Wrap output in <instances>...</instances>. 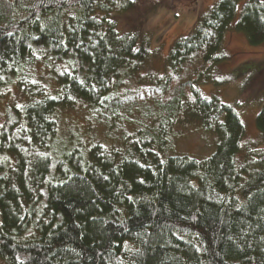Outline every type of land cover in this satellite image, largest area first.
<instances>
[{"label": "trees", "instance_id": "1", "mask_svg": "<svg viewBox=\"0 0 264 264\" xmlns=\"http://www.w3.org/2000/svg\"><path fill=\"white\" fill-rule=\"evenodd\" d=\"M138 1L0 0V264H264V145L200 86L227 29L264 42V0L234 21L239 0L213 1L144 85L148 38L116 28ZM78 104L120 141L92 132L54 158L59 113ZM186 125L214 135L208 155L175 152ZM255 125L264 140V105Z\"/></svg>", "mask_w": 264, "mask_h": 264}, {"label": "rangeland", "instance_id": "2", "mask_svg": "<svg viewBox=\"0 0 264 264\" xmlns=\"http://www.w3.org/2000/svg\"><path fill=\"white\" fill-rule=\"evenodd\" d=\"M141 1H138L136 9L118 13L116 28L118 31L138 30L148 38L151 50L145 69L148 76L142 78L144 85L153 75H161L165 71L164 59L172 40L187 32L196 16L215 0H163L155 6ZM241 4L242 0H239L233 21L238 17ZM222 53L224 59L217 64L214 80L200 83V86L206 92L216 90L221 100L238 112L245 128L242 142L264 145L255 125V115L264 105V42L250 44L241 31L229 28L224 34ZM134 85V79L125 82L126 87ZM9 90L11 95L16 92L12 87ZM4 100L0 99V111ZM175 129L178 131L173 138L175 152L201 158L212 151L215 141L212 133L189 125ZM92 132L104 142L120 141L116 126L98 121L83 104L61 111L53 157L62 158L68 148L84 142Z\"/></svg>", "mask_w": 264, "mask_h": 264}]
</instances>
